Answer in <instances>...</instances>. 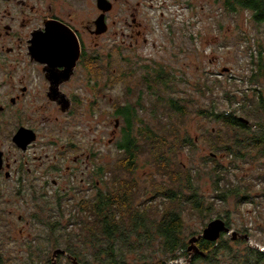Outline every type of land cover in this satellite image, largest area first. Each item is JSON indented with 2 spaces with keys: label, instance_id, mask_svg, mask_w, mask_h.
Here are the masks:
<instances>
[{
  "label": "rangeland",
  "instance_id": "374dc122",
  "mask_svg": "<svg viewBox=\"0 0 264 264\" xmlns=\"http://www.w3.org/2000/svg\"><path fill=\"white\" fill-rule=\"evenodd\" d=\"M181 1L191 2V0ZM194 1L198 3V7H185L167 0L168 7L151 8L148 44L142 45L140 49H129L131 40L128 31H125L126 35L120 32L117 37L105 38L104 53L110 51L111 45H118L115 41L120 44L124 42L125 45V47L122 46L123 44L119 45L118 53L115 57L113 55V69H111V57H105L103 66L106 68L105 72L101 76L94 77V82L98 81L100 85L95 87L96 84L89 80L87 90L71 91L72 94L81 95V102L69 115H63L58 110L54 115L50 114L52 118H50L49 131L54 134V139L46 134V137L41 139V143L55 155L64 151L69 143L81 146L88 154L95 155V161H88V165L92 164V169H95L97 163L109 173L108 179L105 178L104 181H111L116 171L118 172L114 170L121 155L117 143L122 137L124 127V122L116 114L117 106L127 104L136 106L139 101L142 102L143 112L140 108L139 120H143V123L138 121L137 128L147 125L156 129V121L150 115L153 97L138 83L141 76L146 73L164 70L165 78L173 80L170 91H167L165 97L184 100L185 105L193 110L183 122L178 124V129L181 136L189 135L195 140L196 147L177 151L176 155L172 156L173 163L184 170L202 172L196 185L201 197L206 200V206L215 199L217 201L216 179L210 172L218 166L225 168V179L221 185L227 184V190L240 192L239 195L236 192L230 194L226 202L217 201L216 211L213 213L199 214L189 208L184 214L185 242L190 247L194 233L203 234L212 221L223 219L226 222L230 221L232 232L225 234V239L232 240L230 246L233 252H242L247 247L264 252V156L252 153L244 160L234 161L227 156V153L211 151L205 131L208 129L216 132L220 129L227 132V130L222 129L221 123L196 114L200 109L212 110V105L216 103L219 112L231 113L232 110H236L239 117L253 124V118L250 119L243 113L242 106L247 105V109H250L251 106L257 105L260 96L264 100V75L256 76L258 75L256 65L260 62L264 65V24H257L252 14L247 11L227 14L223 8V0ZM122 16H119L120 21ZM125 17L126 15L123 19ZM122 27L123 24H120L119 31ZM260 55L263 57L261 58ZM127 62L136 69V78L131 76L128 83L120 82L119 75L117 76L118 70ZM110 71L114 76L110 75ZM129 87L132 89L131 94L128 93ZM230 97L233 98L234 104H231ZM259 119L258 121L264 123V113ZM224 135L227 136V133ZM140 142L142 145L143 141ZM212 154L216 155V158L213 157L215 161L208 159ZM70 156L73 158L74 154ZM154 162L148 152L142 153L137 161L135 173L132 176L128 173L122 175L126 179L134 177L138 186L148 193L147 196L141 194L142 196L138 198L139 204L146 200H156V198L152 199L153 183L161 181L162 177ZM62 170L64 178L68 177L67 172H64L65 168ZM59 178L60 175L57 173L56 180L59 181ZM65 181L66 178L63 182ZM104 181L100 183L103 191L107 188ZM67 186L68 184L64 183L62 187L66 189ZM88 186L89 183L83 187L84 194L80 188L72 189L76 192H73L72 197L62 202L60 206L57 200L56 203L50 201L54 211L63 215V222L68 223L75 218L76 209L81 201L96 194V189ZM74 223L72 220L73 225L69 227L67 233L81 235V228ZM234 232L241 236L247 235L250 239L237 236L235 240ZM57 235H60L59 232ZM58 237L60 243H64V235ZM65 237L67 238V235ZM16 240L22 239L18 235L10 236L9 244H16ZM159 246L158 240L153 242V247L148 248L145 245L143 255H147L149 259L143 261L145 257L140 260V255L131 254L128 263L156 264L162 258L158 252ZM44 249H48L46 238ZM194 258L193 251L189 258L171 264H190ZM219 258L223 264H232L231 260L223 255Z\"/></svg>",
  "mask_w": 264,
  "mask_h": 264
},
{
  "label": "flooded vegetation",
  "instance_id": "af4514ba",
  "mask_svg": "<svg viewBox=\"0 0 264 264\" xmlns=\"http://www.w3.org/2000/svg\"><path fill=\"white\" fill-rule=\"evenodd\" d=\"M171 1L198 7L194 0ZM153 7H168L167 0H0V264H103L70 253L65 236L77 219L63 222L50 203L60 206L72 189L84 194L88 183L98 192L103 170L88 165L95 155L81 146L69 143L55 155L41 139H54L50 114H71L81 102L71 91L94 84L105 57L113 59L124 43L115 41L104 53L105 38L128 31L130 50L148 44ZM14 235L22 240L9 244Z\"/></svg>",
  "mask_w": 264,
  "mask_h": 264
},
{
  "label": "trees",
  "instance_id": "16d2710c",
  "mask_svg": "<svg viewBox=\"0 0 264 264\" xmlns=\"http://www.w3.org/2000/svg\"><path fill=\"white\" fill-rule=\"evenodd\" d=\"M223 2L227 14L247 11L252 14L257 24H264V0ZM111 60L113 69L114 60ZM256 66L258 68L256 76L264 75L263 63L260 62ZM110 73L114 76L111 71ZM135 74L136 69L127 62L125 66H120L117 76L119 75L120 82L128 83L131 76L136 78ZM165 75L164 70L146 73L141 76L138 83L153 97L150 115L156 121V129L147 125L137 128L138 121L143 123V120H139L142 102L139 101L138 106L131 104L117 106L116 114L124 122L122 137L117 143L121 155L114 170L118 172L116 171L108 182L104 179H108L109 173L102 169V183L104 181L107 188L104 191L98 189L94 196L84 198L77 207L75 218L82 230L81 235L67 234L71 245L70 253L79 259L97 260L103 264H129V255L138 254L140 260L145 257L143 261H146L149 257L143 255V247L145 245L148 248L153 247L156 240L160 245L158 252L162 256L156 264H171L189 258L191 252L184 238V214L189 208L199 214L213 213L218 202H226L229 195L234 192L240 194L238 190H227V184L221 185L225 179V168L218 166L210 172L216 179L218 202L215 199L206 206V200L201 197L196 185L202 172L193 170V173L192 170H184L173 163L172 156H175L177 151L194 149L196 142L189 135L181 136L179 132L178 124L193 110L185 105L184 100L165 97L173 82L171 78H165ZM128 93H132L130 87ZM229 99L231 104H234L233 98ZM211 108L212 110L200 109L196 114L221 123L222 129L227 130L205 131L211 151L227 153L234 161L244 160L252 153L264 156V123L258 121L264 113V100L261 96L257 105L251 106L250 109H247V105L242 106L243 113L248 118H253V124L250 121L249 124L242 122L236 110H232L231 113L219 112L216 103ZM140 141H143L142 145ZM147 152L153 157L162 180L153 183L152 199L156 200H146L139 204L138 198L142 195L147 196L148 193L138 186L134 177L126 179L122 175L128 173L132 176L136 171L140 154ZM213 157L216 158V155L212 154L208 159L215 161ZM226 224L231 229L230 221ZM201 235L202 233L197 232L193 237ZM231 241L225 239V234L217 242L200 239L197 247L202 254H195L190 264H223L220 255L230 259L232 264H264L263 251L247 247L242 252H233Z\"/></svg>",
  "mask_w": 264,
  "mask_h": 264
},
{
  "label": "water",
  "instance_id": "95a60500",
  "mask_svg": "<svg viewBox=\"0 0 264 264\" xmlns=\"http://www.w3.org/2000/svg\"><path fill=\"white\" fill-rule=\"evenodd\" d=\"M241 121L242 122H245L247 124H249L250 122L247 121L246 119L244 118H241ZM119 123V122H118ZM20 138H16V141L17 142H20ZM232 230L230 229L229 226H227L226 224V221H224L223 219H217V220H214L212 221L208 226L207 228L204 230L203 234L199 237H193L191 240H190V247H189V252H195V254H202L199 250V248L197 247V242L200 240V239H205L209 242H217L223 234H231ZM234 239L236 240L237 239V236L238 237H241V238H245L247 240H249V236H241L239 235L238 233L234 232Z\"/></svg>",
  "mask_w": 264,
  "mask_h": 264
}]
</instances>
